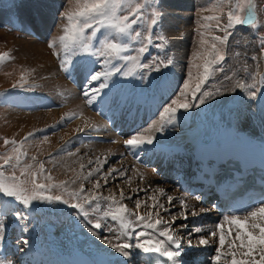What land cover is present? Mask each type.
Wrapping results in <instances>:
<instances>
[{
    "label": "snow or ice",
    "instance_id": "1",
    "mask_svg": "<svg viewBox=\"0 0 264 264\" xmlns=\"http://www.w3.org/2000/svg\"><path fill=\"white\" fill-rule=\"evenodd\" d=\"M155 2L156 0H66V6L60 13L56 25L62 34L50 39L47 47L59 60L60 69L66 73L69 72V66L73 64L72 57L74 56H88L97 58V61L103 60L102 68L104 70L89 71L87 74L88 82H99L98 86L83 89V95L87 98L86 103L89 106L93 105L99 94L109 86V78L120 72V68L112 67L114 61L124 60L126 63L131 61L134 67H141L138 57L126 56L124 53L129 51L130 42H140L142 36L146 45L139 47L138 53H144L146 46L152 45L151 30L159 23L161 17V13L153 7ZM146 9L150 12L147 17L148 34L144 35L141 31L135 30V26L140 20L146 19L144 15ZM201 11L213 13L201 17L200 28L204 31L198 29L199 51L193 53L191 62L192 67L198 70L202 69V71H197L195 74L191 70L188 71L187 78L177 89V94L159 111V120L149 128L132 134L124 141V145L128 149H139L145 145L153 144L154 136L145 133H151L153 130L163 132L165 127L175 123L178 112H187L193 107L198 108L206 102V99L222 94L219 89L215 92L204 89L214 72L217 70L223 72V64L227 58V45L232 34L230 30L237 25L259 28L254 0H208V4L202 6ZM225 16L226 23L223 22ZM214 33H223V35ZM261 50L264 51V40H262ZM10 59L8 52L0 53V65ZM252 59L256 60L257 58L254 56ZM172 64L173 60L169 58L156 64L153 70L159 72L161 68H168ZM142 67L153 66L144 63ZM124 75L131 76L134 75V72L129 69ZM225 79L231 80L232 77L225 76ZM252 79L255 80V75ZM259 82L264 84V77H261ZM26 83L27 79L22 74L19 86L23 87ZM13 87H17V85H13ZM232 87L243 91L246 87L255 88L256 84L246 85L237 81ZM197 99L199 102L195 103ZM75 117V113L69 114L60 123L63 125L65 120L71 121ZM79 131H83V129H79ZM34 136L35 132H29L21 141L3 140L6 147L12 145V148L10 153L0 156V161H2L0 163V204L16 202L25 208H33L34 202L47 204L58 202L76 209L91 226V234L97 238H99V233L96 230L101 229L102 221L110 219L118 223L120 231L116 234V243H113L112 240H105V243L121 257L132 256L135 250H140L146 254L165 258L164 264H168V262L178 264L181 244L171 227L172 224H175L176 218L164 221L160 216V210L168 211V209L159 202L155 195L149 197L153 203L148 205L150 211L147 215H143L133 212L127 204L123 203L125 199L133 200L132 196L125 197L123 190L120 191L119 198L115 194L107 196L100 194L101 179L107 184L108 177L113 173H118L120 177L125 176V172L118 169H111L101 175L93 183V188L96 191L87 194L83 183L80 184L78 190L74 191L68 190V181L59 184L51 183L52 175L46 171L44 163L39 162L36 156L31 157V163L24 162L27 157L25 145L29 138ZM42 140L47 142L48 136H43ZM68 155L71 156L74 153L69 152ZM103 162H106V158ZM95 163L100 166L92 167L86 174L83 171L76 173L75 179L71 180V183L75 184L77 180L92 182L90 178L101 172L100 157L96 158ZM88 164L92 165L93 161L89 160ZM80 168L83 170L85 165L81 164ZM6 170L11 174H7ZM17 170H19V175L16 174ZM126 183L130 184L131 180H127ZM53 190L67 194V198H63V195L46 194ZM156 191L161 196L165 195L162 189ZM133 192L136 193L137 190L133 189ZM101 200L107 202L106 208L103 210L100 205ZM167 201L171 204L173 197L167 196ZM134 203L136 209L141 208L139 199L134 200ZM180 204L182 211L179 213V217L186 220L188 219L186 214L188 205L183 200L180 201ZM85 205H90L92 212L97 214L95 220L87 219L89 210L85 208ZM205 211L207 209L200 208L199 211L192 210L190 214L195 217ZM153 212L156 216L154 220ZM223 221L235 226L234 237L231 229L225 233L224 224L218 223L215 230L208 233L207 236H202L198 241V247L211 249V264H264V201L249 207L243 213L224 216ZM162 224L165 226L160 227ZM5 227L3 216L0 214V239L3 238ZM137 227L140 229L138 233H136ZM180 227L183 228L186 225H180ZM109 231L112 230L109 229ZM195 231L200 233L204 229L197 227ZM129 232L135 233L137 240L135 244L129 242L131 239ZM217 233L219 236L214 244L210 238H216ZM141 238L143 239L141 240ZM125 264L128 262L126 261Z\"/></svg>",
    "mask_w": 264,
    "mask_h": 264
},
{
    "label": "bare ground",
    "instance_id": "2",
    "mask_svg": "<svg viewBox=\"0 0 264 264\" xmlns=\"http://www.w3.org/2000/svg\"><path fill=\"white\" fill-rule=\"evenodd\" d=\"M168 1H171V4L173 3L172 6L177 8L174 10L182 9V6H184L182 3L178 4L177 0H168ZM27 3H29V4H27ZM32 5H34V4H32V2H29V0H25V2L22 3L20 6V9H21L20 12L22 11L23 15H20V12H19L18 18H17V21L21 22V24L19 23V25L22 26L21 29H22L23 33L24 34L26 33V35L28 34L27 32H29V28L25 24L33 25L36 23L35 21H34L35 23H33V20L31 18L32 16L31 17L29 16V11H30V8ZM10 10H12V9L10 8ZM34 11H35V9H34ZM169 11H170V9L164 13L165 14L164 20L170 17L171 18L170 22L172 21V24L176 25L178 20L175 21L173 19V15L171 17ZM5 12H7V11H5ZM38 12H40V13H38L36 15V17H38V16H42V17L44 16L45 17L44 13H42L41 11H38ZM8 13H11V11L7 12V14ZM11 14H13V13H11ZM27 14L29 17L28 19L25 18V16H27ZM53 16L54 15H52V17ZM184 16H185V14H184ZM185 17L188 18L189 15H186ZM11 19L14 20V18H11ZM47 22L49 23V21H47V19H44L43 22L40 23V25L44 26V24L46 25ZM189 24H190V21L189 22L188 21L182 22V25L179 28L183 29V28H185V26H187ZM167 26L170 29H173L172 25L168 24ZM34 27L36 28L35 30H37L36 34L38 32L41 36L42 31L44 29H40V26L37 24ZM45 28H46V26H45ZM187 28H188V26H187ZM48 30H49V28H48ZM184 30L186 31V29H184ZM247 30L248 29H245L244 31H247ZM49 31H46V32H49ZM172 32H169V33H172ZM250 35H252L251 32L248 35L245 34L244 37L248 39ZM238 37L240 39L239 42L241 41V47H239L237 50L234 47H231V52H230L231 57L229 58L230 61L228 62L229 66L222 73L223 74L222 75L223 82H213V79H212L211 81L209 80L205 85L204 90H207L210 92H215L217 89H219L220 92L222 93L220 95H214L213 96V99H214L215 103L218 105V108L216 110H214L212 113L203 112V113L199 114V113L195 112L192 114L193 108H194L193 107L192 110L187 115H185L182 112V114H183L182 117L177 116V120L179 122L178 126H174L177 122V120H176L174 124L168 125L167 127H165L163 132H155L153 130L151 133H147V134L153 135L154 140H159L163 144L161 146H159V149H153L152 146H154V144H158L156 141H153V144L150 146L145 145L139 149H131V150L129 149V154L131 155L133 161H132L131 157H129L125 152V154H126L125 156H127V158L125 159L126 161L121 160L122 164L121 163L120 164L123 165L126 162L127 167L130 168V170H131L130 176L128 175V180L130 179L132 182L130 184H128V183L122 184V182H120L121 184H117V181H115V180L116 179L119 180V179H121V177H119L117 174H116L117 175V177H116V175L114 173L108 177V183L107 184H105L104 180L102 181L101 188L99 189V193H101L102 190L106 188L105 190L107 192V195L115 194L117 196V198H119L120 191L123 190L125 197H128V196L133 197V200H127V199H125V200H127L128 202H130V201L132 202V201H134V197L137 196L139 192L140 193L146 192L145 188L147 186H151L152 188L158 187V189H162L163 192L165 193V195H164L165 199H167V196L173 197V201L171 204H169L167 201V209H169V210H177L178 208H181L180 207L181 206V204H180L181 200H183L188 205V211L189 212H191L192 210L199 211L200 208L207 209V211L200 213V215L194 217L196 219V221L203 228H205V232H207V231L209 232L208 229L211 228L212 226L217 225L218 223L224 224V226H230L229 224H227L223 221V217L229 216V215L218 216L208 205L201 206L198 202L195 201V199L193 197H190L186 191H181L183 193L182 196L177 194V190L172 191V189H170V186H169V181H171L169 178L174 177V175H176V177H179L178 182L181 184V188L186 189L184 186L186 171H184V170L181 171L179 169V167L176 166L174 168V172H173V170H170L168 173H161L160 164H162L163 161H165V160L167 161V163H169L170 158L173 154L182 155L183 153L189 154V163H191L192 162L191 160H193L194 157L196 156L194 153V149L191 146L196 144L197 140H203V141L209 142L208 146H211L212 150H211V155L208 158V160L211 161V160H216L218 158V150L220 147H222V150L219 152V155H222V152L226 151L227 139H230V138L233 139L235 137H239L241 135V132L249 133L251 136H252V131L254 134L264 133V89H262L256 97H254L253 93L250 91L251 89L249 90L247 87L243 91L238 89V88L232 87L233 85L236 84L237 81L243 82L246 85L249 84V82H251L249 76H250V72L252 70H250V68H247V66H246L247 61H249V60H247L245 62L244 61L238 62L237 61V56H238L237 53L243 54L245 51L247 52V51H251L254 49H253V46H250L249 48L242 47V40L245 39L242 37V32L238 34ZM0 40L2 43L5 42L7 45L5 47V51H7V50L11 51L14 49L16 50L18 48V50L14 51L12 53V55H13V57L16 58V61H17L16 64L18 66H21L22 69L29 70L30 74L35 75L36 78H37V76H38V78H42L43 76L47 75L46 77H48V78L47 79L42 78L41 81H43V83H39L40 88L45 86V87L49 88L50 91L53 90V92H54V90H58L60 93V88L64 87L65 83L62 80L61 76H59V73H58L56 66H55L56 64L53 63V60L51 59L49 54L46 53L47 49L41 42L34 40L32 38H29V37L15 38L13 35L6 34L3 31H0ZM189 40H190L189 37L181 38V36H180V39L178 38L177 41L174 40L175 43H173V47L171 46L172 43H170V41L168 42V43H170V47H172V49L174 51L175 57H177L178 59H182V57L184 56L183 53L185 52L184 43L189 44ZM245 41H247V40H245ZM190 49H191V51H195V48H190ZM183 59L185 60V56ZM184 60L183 61L180 60V62L177 64L175 62L173 63L172 68L170 69V71L173 72V74L168 75V73H167L166 75L162 76L163 78H162V81L160 82V85H159L160 89L159 90L157 89V87H156V89H153L154 87L145 88L144 87L145 84L141 85L140 82L138 83L139 77H138L137 72L134 73V75H132L131 77L125 76L124 73L128 72L129 69H132V71H133V68L131 66L132 62H130L128 67L126 66L127 69L125 70V72L123 70V72H124L123 75L122 76L118 75L119 76L118 80L114 81V83L117 81H118V83H116L115 85L111 84L114 87L109 89L111 86L110 85L108 87V89L106 88L107 91H104L107 93V92H111L113 90L111 93H113L114 101L116 102L114 109L108 110L107 113H105V111L104 112L100 111V109L105 104L104 101L106 98V96H105L106 93L99 94L98 99L93 103V105H91L93 108L96 103H100L99 106L101 108L99 109V112H97V113L94 112V114L87 112L85 110L87 108V104H86V108L84 109L85 106H83L82 100L80 101L78 99V97H76L73 94H70L71 97L69 95H67L69 98L68 97H66V98L69 99V100L67 99V101H70L69 107H71V109H69V110L67 109L68 111L71 110L70 112L75 113V114L81 113L80 117L78 115H76V116H78L80 118L79 120H81V115H83L82 120H84V123L86 121L91 122L93 120H97L99 125L104 126L103 127L104 130L101 132L100 130L94 129L95 126L93 128L89 127L88 128V131H89L88 134L90 135L89 138H91V140H90L91 143H87L86 141L84 142L83 136H82V139H83L82 141L85 144L94 145L96 147L94 148L92 146V148L88 147V149H87V148L81 147V145H80V147H78L79 150H77V151L75 150L76 152H73L74 155H71V156L68 154L63 155V156H59V155L63 154V153L60 154V150H61V152H63L64 150L61 149L62 147L55 149V146L59 145L57 143L59 142V139L62 137L56 136L54 138V137L50 136L47 140L48 144L50 145L51 150L58 153L57 159L55 158L54 160L55 161H57V160L61 161L63 169H64V167L65 168L68 167V168L72 169L71 167H75V166H78V168H79L80 167L79 165H81V163H83V161H85L84 159L86 158L85 157L83 159L84 156L82 154H84V152L86 153V155L89 156V158H88V161H89V160H91L90 157H92V159L94 158L92 156L94 153V151H93L94 149H95V151L98 148L99 149L102 148L105 150L109 146V145H107L108 143L106 144L102 140L96 141L95 140L96 136H99L98 134H100V133H101L100 135L104 134L106 125L109 126V125H112L113 123L115 125H117V124H120V121H121L120 125L124 124L126 116H127V112H128V109L130 106H132L133 104H136L137 110L139 112L144 109L145 110L144 113H146L147 108L149 110H151V112H153L155 108H159L160 105H164V103L166 104L168 101L167 98H169L168 96H170V93L174 92L173 91L174 86L175 87L178 86V82H179L178 79L179 78H177V74L182 69V65L184 66V64H185ZM196 63H199V61H196ZM233 64H234V67H233L234 74L231 76L232 79L226 80L225 76H229V73L232 70ZM189 65L190 66L188 68H193L191 63ZM235 66H238V69H236ZM175 70L178 71V73H176ZM248 70H250V71H248ZM40 72H42V73H40ZM61 75L62 76L65 75L67 77H70L69 73H66V72H63V74H61ZM213 76H216V74H214ZM154 78L156 80V77H154ZM154 78H152L151 75L150 76L147 75L146 82L148 83V81H149V82H152V84H153V83H155ZM31 79H33V78H31ZM63 79L67 81V79L64 78V76H63ZM110 79H111V77H110ZM166 80H168V81H166ZM120 81H121V85H123L124 82L128 81L126 88L123 89V88H121V85H120V89H119V84H120L119 82ZM143 82H145V81H143ZM81 83H84V82H81ZM109 83L110 82H108V84ZM141 83H142V81H141ZM116 86L118 88H115ZM47 90H46V92H47ZM47 93H49V92H47ZM53 95H54V93H53ZM52 96L49 93V97H46V99H48L49 104H51V103L54 104L53 99L50 98ZM55 96H57V95H55ZM24 99H27V101H28V99L31 100L30 95L25 96ZM12 100L17 104V99L16 100L12 99ZM35 101L37 103V101H39V100H35ZM14 102L9 103L10 108H12V109H10V112H9L11 123H12V125H13V122L15 123L14 124L15 129H20V128L22 129L23 128V134L24 135H27L29 132H35V133L39 132L41 129L46 128V127L48 128V126H50L56 122H57L56 126L59 125L60 124L59 121H61V118L67 113V111H66V113L62 114L61 109L55 110V111H50V112L48 110L46 112L45 111H39L37 113H35V112H24V111H20V110L18 111V110L13 108L14 106H16V104ZM63 102H65V101H63ZM195 103H198V99H197V101H195ZM34 104H35V102L33 103V105ZM14 113L16 115H12ZM158 120L159 119H157L155 121L152 120L153 121L152 124L156 123ZM76 123L73 124V126H72L73 128H71V129L69 128L70 132L72 130L79 131V129H82L81 125L79 127H77L78 125ZM54 128H57V127H54ZM86 130L83 132H86ZM63 131L65 132V130H63ZM83 132H80V133L82 134ZM65 135H66V133H65ZM83 135H85V134H83ZM62 140H63V138H62ZM240 141H241V136H240ZM53 147H54V149H53ZM107 150H109V149H107ZM116 150L114 149V151H116ZM135 150H139L137 155H138V157H141V158L135 159V156H136V155H134ZM97 151H99V150H97ZM101 153L104 154L102 151H101ZM105 156H107V154ZM144 158L146 160H149L150 163L156 165L155 167H156V170L158 171V173H156V174L151 172V174L149 175L150 179L148 177H146V176H148L149 173L147 175L143 173V172H145L144 169L142 168L143 166L141 167V166L137 165L140 163L142 164L144 161ZM82 159H83V161H82ZM122 159H123V157H122ZM103 160H105V159H103ZM88 161H86L85 164L88 165ZM135 161L137 162L136 164L134 163ZM139 161H140V163H138ZM107 162H108V164H110L112 161L110 162V161L106 160V162L104 164L106 165ZM93 164H94V162H93ZM132 165H133V167H131ZM88 167H85V168H88ZM172 168L173 167L171 166L170 169H172ZM199 169H200V167H198L197 172L199 171ZM80 171H81V169H80ZM106 173H104V174H106ZM95 177H98V175L97 174L94 175L92 177L93 180ZM197 178H198V174L195 173V175L192 177V179H197ZM151 179L155 180V182L154 181H153L154 183L150 182ZM93 180H91L92 182H90L92 187H93V183H94ZM81 183L84 184V181L77 180V182L75 184H72L71 180H70L68 185H70V187H72L71 189L78 190ZM86 184H89V183L86 182ZM108 187H110V188L108 189ZM116 188H119L118 191H116ZM133 189H136L137 192L134 193ZM141 189H143V191H141ZM92 191H96V190L94 188H92V190L90 192H92ZM190 192H191V194H195V192L193 190H190ZM148 195H149V193H148ZM158 199H159V196H158ZM196 204L198 205L197 209H196ZM19 209H20L19 205L18 204L16 205L14 202H7V203L0 204V213L2 214L5 222L10 221V223L12 222L15 224H17V223L19 224L20 222L16 221L14 219L15 218L14 214ZM138 210L140 211L141 208ZM61 211L59 213H57V215H54L52 212H50L48 210V213H45L47 215H45L44 213H41L40 211L35 210L34 211L35 215L41 216V217L40 218L37 217L34 219L33 227L31 229V231H26L25 229H23L21 227V225H19L21 227L22 233L25 234V242H26L24 244L26 247V251L21 253V255L19 257L20 259H14V256H13L14 250L12 248L13 247L12 238H8L7 236H4L3 242L6 243V245L9 248L8 250H6L7 255H11V256H10L9 260H6L4 257L0 258V264H16V261H18L19 264H76V258L77 257H80L81 259H83L86 264H122V263H125L126 261L130 264H136L135 261L133 260L134 259L133 257H137V259H136L137 263L142 262L141 264H147V258L149 256V254L143 253L140 250H135L133 252L132 256L121 257L118 253H113L114 250L111 249L105 243V240H112L113 243H116L117 242L116 238H110V237L104 238L103 236H100V234H99V238H97V236H93L91 234V232H90L91 226L86 222L85 218L81 214H79L78 212H75V211L73 212L71 210H67V211L65 210L62 212ZM21 213L22 212H20V214ZM168 213H170V212H168ZM20 214L18 213V215H20ZM44 215H45V217H44ZM160 215H162L161 212H160ZM188 216L190 217L191 214H189ZM191 217H193V216H191ZM87 219L90 220L89 218H87ZM209 219H212V220L216 219L217 223L216 224H209L208 223ZM164 226L165 225L162 224L160 227H164ZM24 227H25V225H24ZM171 227L174 231L175 237L177 239H179L180 243L181 242H187V244H188L187 247L186 246L180 247L179 251H180L181 255L178 258V264H187L186 252L191 250L193 248L192 245H194V243L197 241L189 239L190 234H188L187 231L183 236L179 231L174 229L173 226H171ZM96 231H99V230H96ZM149 231H151V230H149ZM16 233L19 234V232H16ZM99 233H100V231H99ZM136 233H138V232L136 231ZM205 236H207V234ZM158 238L163 239L162 237H158ZM142 239L143 238H141V240ZM211 239H213V238H211ZM136 242H137V240L135 238V233H134V238L132 239V243L135 244ZM15 243L18 244L17 242H15ZM190 246H192V247L190 248ZM109 254H112V255H109ZM188 263H189V261H188Z\"/></svg>",
    "mask_w": 264,
    "mask_h": 264
},
{
    "label": "rangeland",
    "instance_id": "3",
    "mask_svg": "<svg viewBox=\"0 0 264 264\" xmlns=\"http://www.w3.org/2000/svg\"><path fill=\"white\" fill-rule=\"evenodd\" d=\"M177 1H178V4L182 3L184 5V6H182V9L174 10V9H177V8H175V7L172 6L173 3L171 4V1H168V0H156V2L153 5V7H155L161 13V17H160L159 23L151 30L152 31V38H153L152 45H147L146 46V51L144 53H138L139 47L146 45V41H144L143 36H142L140 42H137V43H131L130 42L129 51L127 53H124V55L131 56V57H133L135 55H138L139 61H143V64L148 59H150L151 61H154L155 63H157L158 60L159 61H165V60H167L169 58H171L173 60V63L175 62L177 64V63L180 62V60L183 61L184 60L183 58L185 56V60L186 61L184 60L185 64H184V66L182 65V69L183 70L181 69L180 72H179V73H182L180 76H181V79H182V82H183V80L187 78V73H188L189 70H191L194 74L197 71H202V69H199L198 70L195 67H193V68H188V67L190 66L189 64L193 61V53L196 52V51H199V40H200L199 31H204V29L200 28L201 17L204 16V15H212L213 13L212 12H204V11H201L202 6H205V5L208 4V0H177ZM24 2H25V0L24 1L23 0H0V31H3L6 34H11L15 38H20V37L21 38H26V37H29V38H32L34 40H37V41L41 42L46 47V49H47V50L45 49L46 50V53L49 54V56L53 60V63L56 64L55 66H56V69H57V71L59 73V76H61V78L64 81L66 87L65 86L62 87L63 89L60 88V93H59L58 90H54V92H53V90H51L52 91L51 92L49 88H47V87H45L43 85H42L43 87L40 88V86H39L40 84L39 83H43V81H41V80H42V78H46L47 79L48 78V77H46L47 75L43 76L42 78H38V76H37V78H36L35 75H31L30 74V71L29 70L22 69L21 66H18L16 64L17 63L16 58L13 57V55H12V53L14 51H17L18 48L16 50L14 49V50H11V51H9V50L5 51V47L7 45H6L5 42L2 43L1 40H0V53L8 52L10 54V57H11L10 60H7L3 65H0V98H2V96H4L7 93H15L14 95H11L10 97L6 98L9 101V103L14 102L12 99H14V100L17 99V104L14 102L16 104V106L13 107L14 109H16L18 111L20 110V111H24V112H35V113H37L39 111H45L46 112L48 110L50 112V111H55V110L61 109V113L62 114L66 113V111H67V113L65 114L66 116L64 115L61 118V120H64L65 117H67L69 114H72V112H70L71 110L68 111L69 109H71V107H69V104H70L69 102L70 101H67V99L69 98L67 95H69L71 97L70 94H73L76 97H78V99L80 101L82 100V104H83V106H85L84 109L86 108V104L87 103H86L85 100L87 98L83 95V89L86 88V87L87 88H91L93 86H98V83H99V82L98 83L88 82L87 81V74H88L89 71L104 70L102 68L103 60L100 59V60L97 61V58H95V57H88V56H87V59H85V56H83V57L78 56L77 59H74L72 57L73 64L69 66V72H67V73H69V76L70 77H67V76L63 75L64 78L67 79V81L64 80L63 79V76L61 75V74H63L64 71H62L60 69V67H59V60L56 58V56H54L52 54V51H51V49H49L47 47V44H48V42H49L50 39H52V38H54V37L59 36L60 34H62L61 30L59 28H57L56 25H57V20H58V17L60 15V13L64 10V8L66 6V0H29V2H32V4H34V5H32L33 7L31 6V8H30L29 16L30 17L32 16L31 18L33 20V23H35V22L36 23L33 24V25H31V24H25L29 28V32H27L28 33L27 35H26V33L25 34L23 33V31L21 29L22 26L19 25V23L21 24V22L17 21L18 14H19V12L21 10L20 9V6ZM254 3H255V6H256V17H257V22H258L259 28H251V29H249L250 28L249 26H246L245 27V26L237 25L235 28H233L232 30H230L232 34L230 35L229 42H228V45H227V58H226V60H225V62L223 64V72L229 66V63L228 62L230 61L229 58L231 57V53H230L231 52V47H234L236 50L239 47H241V41L239 42L240 39L238 37V34L242 32V37L245 38L244 35L245 34L248 35L251 32L253 36L250 35L248 39L247 38L243 39L242 40V47L249 48L250 46H253V49L254 50L247 51V52L245 51L243 54H239L237 56V61L238 62H241V61H244L245 62V61L249 60V61H247V67H249L250 70H252L251 71V74H250V81L251 82L249 84L255 83L256 84V87L255 88H248V89H251L252 91L251 90L250 91L253 94H256L257 95L258 93L256 91L261 88V83L259 81H260L261 77H264V66H262L259 63V61H258V59H260V57H258V53H257V50L258 49H256V47L262 48V40H264V0H254ZM27 4H29V3H27ZM10 8L12 10H10ZM34 9H35V11H34ZM169 9H170L169 13H170L171 17L173 15V19L175 21L178 20L177 23H176V25L175 24H172V21L170 22V20H171L170 17L164 20V18H165V16H164L165 14L164 13L167 12ZM5 11H7V12H10L11 11V13H13V14H11V13H8L7 14V12H5ZM38 11H41L42 13H44L46 18L44 16L43 17L42 16H38L39 18L36 17V15L38 13H40ZM149 12H150V10L146 9L145 12H144V15H145L146 19L140 20L139 23L135 26V30L141 31L144 35H147L148 34L147 33V29H148V20H147V17L149 16ZM184 14H185V16L186 15H189V17L186 18L184 16ZM20 15H23V12L22 11L20 12ZM52 15H54V16L52 17ZM10 17L11 18H14V20L11 19ZM25 18L26 19L29 18L28 17V14H27V16H25ZM44 19H47V21H49V23L47 22L46 25L44 24V26H42V25H40V23H42ZM187 21L188 22L190 21V24L187 25L188 28H187V26H185V28L180 29L179 27L182 25V22H187ZM223 22L226 23V16L224 17ZM36 24L40 26V29H44L42 31L41 36H40V34L38 32L36 34V31L37 30H35L36 28L34 27ZM168 24L169 25H172L173 26L172 28L174 30L173 29H170L167 26ZM45 26H46V28H45ZM48 28H49L50 31L48 30ZM184 29H186V31ZM198 29H199V31H198ZM245 29H248V30L247 31H244ZM46 31H49V32H46ZM169 32H172V33H169ZM214 34L223 35V33H214ZM180 36H181V38H187V37L190 38L189 44L184 43L185 52L183 53L184 56L182 57V59H178L177 57H175L174 51L172 49L173 43H175V41H177L178 38L180 39ZM160 37H163V39H160ZM209 39H210V37H209ZM245 40H247V41H245ZM169 41H170V43H172L171 44L172 47H170V43H168ZM151 46H153L152 49L156 48V51H152L151 52V56L147 59L146 58L147 51L149 50V48ZM190 48H195V51H191ZM57 50L59 51V48ZM159 50H160V52H159ZM263 53H264V51H263ZM61 55H63V54L61 53ZM254 56L257 58L256 60H253L252 59V57H254ZM75 60H77L78 62L75 61ZM120 61H122V60H117V62H120ZM123 61L120 62V64L118 65V68H120V72L117 73V74H115L114 76H112L111 79L109 78V81H108V82H110L109 83V86L111 84L112 85H115L116 83H118V81L115 82V83H114V81L115 80H118L119 76H122L123 75V73L125 72V70L127 69L128 65L131 62V61H129V62H127L126 64H124L122 66ZM115 62L116 61H114L113 63H115ZM149 64L151 65L153 63L149 61ZM155 65L156 64H153L152 65L153 67L145 68V71H144L143 75H141V73L138 72V70L133 69V72L134 73H136V72L138 73V77H139L138 80H141L140 79L141 77H143V79L145 78L144 80H141L142 83H143L142 84L140 82L141 85L146 84L147 83L146 82L147 75H149V76L151 75L152 78L156 77V80L154 78V80H155V87H158L157 84L160 81L159 79L162 78L163 75H166L168 73L167 71H170V69L172 68V65L173 64L171 66H169V68H161V70L159 72H157V71L155 72L153 70V68L155 67ZM131 66H133V63H132ZM112 67L113 68H116V66H114V64L112 65ZM233 67H234V64L232 65V70L230 71L229 76H232L234 74ZM138 68H140V67H138ZM235 68L238 69V66H235ZM123 70H124V72H123ZM175 72L178 73V71H176V70H175ZM223 72H220L219 70H217L216 72H214L213 75L216 74V76H212V78L210 79V81L213 79V82H223V80H222V75H223L222 73ZM40 73H42V72H40ZM179 73L177 74V78H179ZM257 73H259V74L257 75ZM22 74L27 79V83L24 84L23 87H20L19 84H20V78H21V75ZM171 74H173V72H171ZM254 75H255V80L252 79V77ZM131 76H129V77H131ZM31 78H33V79H31ZM143 81H145L146 83L143 82ZM161 81H162V79H161ZM166 81H168V80H166ZM178 81H179L178 82V85H179L180 82H181V80L178 79ZM81 82H84V83H81ZM127 82L128 81L124 82L123 85H121V81H120L119 82L120 83L119 84V89H120V85H121V88H123V89L126 88ZM138 83H139V81H138ZM147 84L152 85V82H149L148 81ZM13 85H17V87H13ZM112 85L110 86L109 89H111V88L114 87ZM181 86H182V84H181ZM108 87H107V89H108ZM176 87L174 86L173 91H175ZM115 88H118V87L116 86ZM107 89L103 90V92L100 93V94L106 93L104 91H107ZM157 89L159 90L160 87L157 88ZM46 90H47V92H49L51 94V96L54 93V95L52 97H50L51 99H53V102H54V104L51 103L52 105L49 104L48 103V99H46V97H49V93H47ZM172 94L173 93H170V96H172ZM28 95H30L31 100L28 99V101H27V99H24V97L25 96H28ZM55 95H57V96H55ZM256 95H254V96H256ZM170 96H168V97H170ZM66 97H68V98H66ZM189 99H191V97H189ZM35 100H39V101H37V103H36ZM167 100H168V98H167ZM63 101H65V102H63ZM34 102H35V104L33 105ZM88 106L89 105L87 104V108L88 109L86 108L85 110L87 112H90V113H93L94 114L93 111L91 112L92 106H89V107ZM114 106H113L112 109H114ZM164 106H166L165 103H164ZM217 108H218V105L215 103V101H214V99L212 97V98L206 99V102L204 104L200 105V107H198V108L197 107H194L192 114L195 113V112L196 113H199V114L200 113H203V112L212 113ZM10 109H12V108H10V106H8L7 103H1L0 102V156H3L5 153H10L11 152V148H12V145H8L6 147L3 144V140L4 139H10V140L11 139H15L16 141H21L26 136V135L23 134V128L22 129L20 128L21 130L20 129H15L14 128V124H15L14 122H13V125H12L11 119H10V113H9L10 112ZM160 110H162V108L161 109H158L155 112V114H153V116L155 117V118L152 119L153 121L159 119L158 113H159ZM187 113H188V111L187 112H184L185 115H187ZM80 114L81 113L76 114V115H78L80 117ZM12 115H16V114L14 113ZM78 116H76L75 118H73L71 121L65 120V123L63 125L59 121L60 124L56 126V124H57V122H56V123L52 124L53 126L50 125V126H48V128L46 127V128L41 129L39 132H36L34 137H30L29 138V141L25 145V148L27 150V157L24 159V162L25 163H31L32 162L31 161V157L32 156H36L37 157V160L39 162H43L44 163V166H45L46 171L52 175L53 181L51 183L59 184V183L64 182V181H68L69 182L70 180L75 179V175L78 172L83 171V173L86 174L87 171L89 169H91L92 167H95V166L96 167H99L100 165H97L95 163V160H96L97 157H100V159H101V161L103 163L102 164L103 166L101 167V172L97 174L98 177H95L94 180H93L92 177L90 178V180H93L95 182L97 179H99L100 175H103L104 173L109 172V170H111V169H118V170L124 171L125 172V176L124 177H121V179H119V180L116 179L115 181H117V184H121L120 182H122V184L123 183H126V181L128 180V175L130 176V171L131 170H130V168L127 167V164L125 162L126 161L125 159L127 158V156H125L126 155L125 154V148L124 147H121L120 144L118 143V141L120 139H118L114 143H110V142H113L114 141L115 137H113L112 139H109L108 138V136H109L108 132H104V134L101 135L102 138L103 137H105L106 139L108 138L110 141H107L106 140L108 142V144L106 142H104L103 139H102V141L104 143H106L107 145H109V146L105 150L102 149V148H100V149L98 148L95 151L94 148L96 146H94V145H88V144H85L84 143L85 141L87 143H91V141H90L91 138H89L90 135L88 134L89 133L88 128L89 127L93 128L95 126L94 129L100 130L102 132L104 130L103 129L104 126L99 125V123L97 122V120H93L91 122L86 121L84 123V120H82L83 115H81V120H79L80 118ZM182 116H183V114H182ZM182 116L180 115L179 117H182ZM152 120L150 121L151 124L153 123ZM75 123L78 125L77 127H79L81 125L83 131H85L87 129L86 132H83V131H74V130H72L70 132L69 131V128L70 129L73 128L72 126ZM178 125H179V122L177 120V122H176V124L174 126H178ZM150 126L151 125H147L146 124V126H143L142 130H144L146 128H149ZM54 127H57V128H54ZM63 130H65V132ZM80 132H83V133L81 134ZM65 133H66V135H65ZM110 133L112 134V132H110ZM83 134H85L86 136L83 135ZM100 134H98V135H100ZM145 134H147V133H145ZM45 135H47L48 138L50 136L51 137H54V138L56 136H61L63 138V140H62V138H60L59 139V142L57 143L59 145L55 146V149L56 148H59V147L60 148L62 147L61 149L64 150L63 152H61V150H60V154H62V153L63 154L62 155H59V156L67 155L69 152H72V153L73 152H76L77 150H79L78 147H80V145H81V147L87 148V149H88V147L89 148L90 147L92 148V146H93L94 147L93 148L94 150L93 149L92 150L94 151V153H93L92 156L94 157L93 158L94 160L92 159V157H90V158L94 162V164H92V165L85 164L86 161H88L89 156L86 155V153L84 152V154H82L84 156L83 159L85 157L86 158L84 159L85 161H83V159H82L83 163H81V164L86 165L85 167H88L89 166L88 168H84L81 171H80L81 168L80 167L78 168V166H75L76 168L75 167H71L72 169H70L68 167H66V168L64 167V169H63V166L61 164V161H58V160L55 161L54 160L55 158L57 159L58 153L57 152H54L53 150H51V147L48 144V141L47 142H44L42 140V137L45 136ZM82 136H83V139L84 140L82 139ZM111 136H113V135H111ZM85 138H88V139H85ZM128 138H130V136L125 137L124 138V141L126 139H128ZM96 141H101V140H96ZM53 149H54V147H53ZM107 149H109V150H107ZM114 149L115 150L117 149V150L114 151ZM97 150H99V151H97ZM101 151L104 154H102ZM106 154H107V156H105ZM122 157H123V159H122ZM105 158H106V160H108L110 162L112 161V162L110 164H108V162H107V164L105 165L104 164L105 162H103L104 161L103 159H105ZM121 160L122 161L125 160L124 162H125L126 165L125 164L121 165L122 164V161ZM0 163H2V161H0ZM131 167H133V165ZM142 168L145 171V172H143L144 174L147 175L149 173L148 176H146L149 179H150V176L149 175L151 174V172L155 173V171L153 170V168L150 165H145L144 164ZM7 174L10 175L11 172L10 171H7ZM16 174L19 175V170H17V173ZM116 174L118 175V173H115V175ZM117 175H116V177H117ZM102 181L103 180L100 181V184L102 183ZM153 181L155 182V180H153V179L150 180V182H153ZM86 182L89 183V184H86ZM172 183L173 182L171 181L170 184L171 185H174V183L173 184ZM67 187H68V190L69 191H74V189H71L72 187H70V185H67ZM84 188H85L86 194H87L88 192H90L92 190L93 187H92V185L90 184L89 181H84ZM109 188L110 187H108V189ZM156 188L158 189V187H156ZM156 188H152L151 186H147L145 188L146 189V192L145 193H140L139 192L138 195H137L138 197L137 196L134 197V200L139 199L141 201V205L142 206H141V210L140 211L138 209H136L135 203H133L134 201L128 202L127 200H124L123 203L127 204L128 207L133 212H135L137 214L147 215V213L150 211L148 205H151L153 203V201L151 199H149V197L155 195L157 197V199H158V196H159V199H158L159 202L160 203H163L165 205V208H167V199H165L164 196L162 197L156 191L157 190ZM105 189H103L102 192L100 193L103 196H107V192H106ZM118 189L119 188H116V191H118ZM172 191H173V189H172ZM148 193H149V195H148ZM46 194H48V195H63V198H67V194L62 193L61 191H58V190H53V192L46 193ZM106 204H107L106 201H103V200L100 201V205H101V209L102 210L104 208H106ZM18 205H19L20 209L18 210L19 212L18 211L17 212L20 214L22 206L20 204H18ZM34 206L37 209H40L41 211H46L48 208H53L55 210L56 209H61L62 211L71 210L73 212L74 211L77 212V210L72 209V208H69L66 205L60 204L58 202L57 203H54V204H47V203H44V202H34ZM85 208L89 210V216L87 218H89L91 220H95L97 218V214H95V213L92 212L91 206L90 205H85ZM32 211L33 210H31V212ZM60 211H58L57 213H59ZM179 211H182V208H178L177 210H169L167 212L164 211V210H160V212L162 214L160 216H163L164 221L166 220V222H167V221L172 220L173 218H176V222H175V224H172V226L174 227V229L176 228L177 231H178V228H179L178 226L181 223L180 218L177 215V212H179ZM17 212H15V214H14L15 215V218L14 219L16 221H19L20 222L19 225L22 224L23 226L25 225V227H26V222L24 220L23 214L21 213L20 215H18ZM23 212H24L25 216L27 217L26 220L29 222L30 221V215L31 214L26 213L25 211H23ZM50 212H52L54 215H57V213H55L54 210H51ZM168 212H170V213H168ZM41 213H43V212H41ZM45 213H48V211L44 212V214ZM190 213L191 212H189V214ZM186 214L189 215L188 213H186ZM45 215H47V214H45ZM45 215H44V217H45ZM153 216L154 217H152V218L154 220V218L156 217L154 212H153ZM37 217L40 218L41 216H36L35 215V212H34V217L32 218L31 225H30L31 226V229L33 227L34 219L37 218ZM133 219H134V217H133ZM183 220H185V219H183ZM199 226H201V225L199 224ZM201 228H203V227L201 226ZM12 229H14V227ZM31 229L29 231H31ZM109 229H111L112 231H114L115 229H118V225H117L116 222H113L110 219H107L105 221H102V227H101V229H99L100 233H99V231H97V232L100 234V236H101V231H102V234L103 235H105V236L108 235L106 237L103 236L104 238H107V237L112 238V236H109V234L111 235L112 231H110V233H107V232H109ZM203 229H204V231H202V233H204V234L201 235V233H199L201 236L199 235L198 239H200L202 236H205L206 234L208 235L209 232L208 231L205 232V228H203ZM139 230H140L139 227H137L136 228V231L139 232ZM180 230H183L182 235H184L186 233V231H187V230H184L182 228ZM193 230L194 229H192L191 231H193ZM190 234H193V232L190 233ZM10 235H13V233H11ZM133 235H134V233H133ZM198 239L197 240L192 239V240H195V241L198 242L199 241ZM19 240H16L15 239V242L18 243V244H16V249H15V253H14L15 258H19L20 252H21V250L24 249V246H25L24 243H23V241L22 240L19 241ZM212 241H214V240L212 239ZM197 242H195L194 245H192L193 248L191 250H199L198 243ZM184 243L187 244V242H184ZM213 243L215 244V242H213ZM184 246L187 247L188 244L187 245H184ZM192 246H190V248ZM8 249L9 248H7V250ZM3 250H5V249L1 248V251H3ZM22 252H24V251H22Z\"/></svg>",
    "mask_w": 264,
    "mask_h": 264
}]
</instances>
